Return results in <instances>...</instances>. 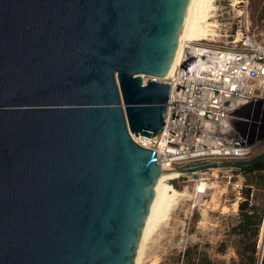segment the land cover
Wrapping results in <instances>:
<instances>
[{"label": "water", "instance_id": "1", "mask_svg": "<svg viewBox=\"0 0 264 264\" xmlns=\"http://www.w3.org/2000/svg\"><path fill=\"white\" fill-rule=\"evenodd\" d=\"M188 1L0 0V264H134Z\"/></svg>", "mask_w": 264, "mask_h": 264}, {"label": "built area", "instance_id": "2", "mask_svg": "<svg viewBox=\"0 0 264 264\" xmlns=\"http://www.w3.org/2000/svg\"><path fill=\"white\" fill-rule=\"evenodd\" d=\"M245 23L234 35H219L229 46L214 39L183 45L163 81L169 86L163 127L136 143L155 152L161 169L246 162L264 146V43ZM149 78L143 83L159 82Z\"/></svg>", "mask_w": 264, "mask_h": 264}, {"label": "rangeland", "instance_id": "3", "mask_svg": "<svg viewBox=\"0 0 264 264\" xmlns=\"http://www.w3.org/2000/svg\"><path fill=\"white\" fill-rule=\"evenodd\" d=\"M237 1L215 0L216 10L211 20L218 27L214 29L217 38L213 43L229 46L226 38L219 35H234L238 25L244 26V19L250 34L264 43V0H242L235 5ZM141 77L146 80L150 76ZM241 130L245 128L241 127ZM128 134L133 142H139L129 131ZM263 154L264 146H259L250 160ZM239 176V171L211 169L170 181L169 184L183 196L178 198L147 241L139 264H183L187 248L190 264H199L204 257L212 264H261L264 261V216L253 260V239L242 240L230 233L238 221V203L243 199L241 190L246 185H253L250 199L264 211L263 180L255 174L243 175V180ZM201 181L207 184L204 193L197 189Z\"/></svg>", "mask_w": 264, "mask_h": 264}, {"label": "bare ground", "instance_id": "4", "mask_svg": "<svg viewBox=\"0 0 264 264\" xmlns=\"http://www.w3.org/2000/svg\"><path fill=\"white\" fill-rule=\"evenodd\" d=\"M214 2L215 0L188 1L173 60L165 76L162 79H157V81L163 82L171 76L173 66L177 62L179 54L185 43L208 40L213 41V39L217 37L214 29L218 26L211 20L214 18L213 13L216 10ZM141 78L143 79V77ZM142 137L143 136H134L133 139L137 141L142 139ZM161 170V174L155 182L147 215L140 233L139 243L134 257V264H139L147 241L154 233L158 225L168 215L178 198L183 196V193L176 191L169 184L170 181L179 178L182 175L181 172L165 168ZM197 189L199 190V193H204L207 189V184L201 181L197 186Z\"/></svg>", "mask_w": 264, "mask_h": 264}, {"label": "trees", "instance_id": "5", "mask_svg": "<svg viewBox=\"0 0 264 264\" xmlns=\"http://www.w3.org/2000/svg\"><path fill=\"white\" fill-rule=\"evenodd\" d=\"M242 175L256 174L259 178L263 180L262 187H264V161L258 162L253 166L242 168L238 170ZM245 189L241 190L242 201L238 203V221L234 227L231 228L230 233L235 234L244 239H253L251 258L253 260L255 251V243L258 239L259 228L263 219V209L262 207H257L255 203L250 199L253 185L248 184ZM264 189V188H262ZM190 250L187 248L183 254L184 260L183 264H190ZM199 264H212L207 257L201 259ZM264 264V261L261 263Z\"/></svg>", "mask_w": 264, "mask_h": 264}, {"label": "crops", "instance_id": "6", "mask_svg": "<svg viewBox=\"0 0 264 264\" xmlns=\"http://www.w3.org/2000/svg\"><path fill=\"white\" fill-rule=\"evenodd\" d=\"M255 175H256V174H255ZM239 177L243 180V175L240 174ZM237 216H238V215H237ZM262 223H263V219H262ZM262 223H261V225H262Z\"/></svg>", "mask_w": 264, "mask_h": 264}]
</instances>
